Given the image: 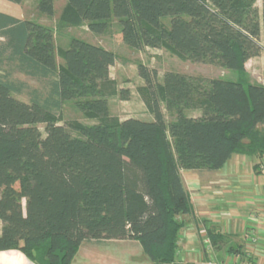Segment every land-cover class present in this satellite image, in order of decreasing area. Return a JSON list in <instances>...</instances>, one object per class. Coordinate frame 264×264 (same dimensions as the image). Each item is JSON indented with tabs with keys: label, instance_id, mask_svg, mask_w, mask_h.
<instances>
[{
	"label": "trees",
	"instance_id": "1",
	"mask_svg": "<svg viewBox=\"0 0 264 264\" xmlns=\"http://www.w3.org/2000/svg\"><path fill=\"white\" fill-rule=\"evenodd\" d=\"M256 1L66 0L61 19L70 26L103 35L114 18L131 49L162 47L238 74L234 82L166 72L159 83L139 64L152 121L110 116L109 99H130L109 78L114 53L73 38L57 67L50 28L0 14V252L71 264L84 243L135 241L151 262L175 263L178 218L193 213L180 172L214 173L234 155L264 160V87L244 80L246 62L264 52V0L260 14ZM37 8L52 16L53 0ZM14 72L43 93L14 98L28 89ZM66 102L97 122L61 125L56 113ZM207 236L213 247L222 242Z\"/></svg>",
	"mask_w": 264,
	"mask_h": 264
},
{
	"label": "rangeland",
	"instance_id": "2",
	"mask_svg": "<svg viewBox=\"0 0 264 264\" xmlns=\"http://www.w3.org/2000/svg\"><path fill=\"white\" fill-rule=\"evenodd\" d=\"M39 0H26L23 4L25 10L31 21L37 24L47 26L53 33V42L55 46V52L57 56L58 64L61 60L59 53L62 50L68 48L71 39H78L85 41L89 44L97 46L100 44L104 47L111 48L115 53L117 59L116 64L110 71L111 78L115 81L118 90H128L130 93V99L128 101H121L119 96L109 99V114L112 117L118 118L123 121L128 118L136 117L143 121L149 120L150 109L145 100V94L142 91L144 88V82L137 74V66L139 64L145 65L150 69L156 70L158 74V82H162V77L166 72H175L191 77H201L207 80L218 79L222 81H236L239 76L236 72L223 69L219 66L209 64H198L189 61H184L173 55L170 51L165 50L162 47L152 48V50L137 51L131 49L123 44L120 34V25L118 20L111 18L108 21L107 32L103 35H96L90 32L86 23H82L79 26H70L64 23L61 19L62 13L66 7V0H53L54 12L52 16H46L38 11ZM259 14L261 11V0H257L255 4ZM161 25L168 29L170 27V18L164 17L160 20ZM262 37V34H261ZM260 44L264 49V42L260 38ZM64 63V62H63ZM11 80L18 83H24L28 89L20 95L13 94V97L28 103L29 90H38L43 93V85L35 80L30 79L19 73H12ZM244 80L250 84H262L264 85V52L257 58L252 65L247 66L245 64ZM163 112L166 121L169 122L172 116L164 110ZM189 112L186 113V116ZM61 125H67L71 122H78L84 125L94 124L97 121L87 118L75 107L74 102H66L63 104L61 111L56 113ZM153 118V117H152ZM38 129L44 137V126L39 125ZM72 134H76L72 132ZM253 172L252 163L246 161V165L242 168V173L247 172L250 176V172ZM239 172V171H238ZM226 178H230L233 175L229 171L225 174H220ZM261 187L264 188V176L260 179ZM248 236V234H247ZM250 236V235H249ZM252 239V240H251ZM250 245L246 246L247 239L245 238L240 243L236 244L241 247L240 250L234 248L233 243L227 242L218 243L219 247L211 246L212 250L209 254L203 256V260H209L210 258L217 261H224V258L219 260V256L224 255L230 248L238 250L239 256L243 259V264H256L259 253H263L256 242H264V236L253 235ZM245 244V245H244ZM233 247H232V246ZM255 245V247L253 246ZM229 246V247H228ZM231 246V247H230ZM252 246V249L249 247ZM247 247V250H246ZM263 250V249H262ZM218 256V258H217ZM226 258V257H225ZM180 259V258H179ZM183 258L176 261L173 264H184ZM71 264H155L151 262L147 256L142 252L139 244L135 241H101V242H87L81 245L76 256L72 260ZM187 264V263H185Z\"/></svg>",
	"mask_w": 264,
	"mask_h": 264
},
{
	"label": "crops",
	"instance_id": "3",
	"mask_svg": "<svg viewBox=\"0 0 264 264\" xmlns=\"http://www.w3.org/2000/svg\"><path fill=\"white\" fill-rule=\"evenodd\" d=\"M24 1L21 4H13L6 0H0V14L16 20L31 21V18L27 16L23 9ZM97 46L113 53L111 48L100 44H97ZM146 50H152V48H146ZM257 58L247 61V66L248 64L252 65ZM56 65L57 67L64 65L62 61L58 64L57 56ZM113 66L109 69L111 80L113 79L110 71ZM256 85L264 87L262 84ZM188 115V117H197L199 113L189 112ZM149 116V120H151L152 115ZM132 118L137 119L136 117ZM246 161L247 164L252 163L253 172H250V176L247 175V172L242 173ZM227 171L233 174L230 175L229 179L224 175H220L225 174ZM180 175L183 186L190 197L193 213L178 218L179 221L184 223V227L179 236L177 262L182 258L185 261L184 264L203 261V256L211 252L207 250V247L211 246L207 236L208 232L220 235L222 242L233 243L234 248L238 250L241 247L236 244L245 238L247 239L245 243L248 246L253 235L264 236V188L261 187L260 183L261 176H264V160H258L256 157L234 155L217 172L181 171ZM206 242H209V245ZM256 243L258 244L256 247H260L257 251L261 250L263 253H259L257 260L254 262L264 264V242L257 241ZM253 246L255 247V245ZM238 250H234L233 254L226 251L224 255L219 256L220 259L218 256L217 258L219 260L224 258L225 260L231 255L239 254ZM0 264L31 263L19 252L9 251L0 252Z\"/></svg>",
	"mask_w": 264,
	"mask_h": 264
},
{
	"label": "built area",
	"instance_id": "4",
	"mask_svg": "<svg viewBox=\"0 0 264 264\" xmlns=\"http://www.w3.org/2000/svg\"><path fill=\"white\" fill-rule=\"evenodd\" d=\"M206 243L208 244L209 242H206ZM249 248L252 249V246ZM207 250L209 251L212 250L210 245L207 247ZM246 250H247V247H246ZM243 260L245 259L239 256V254H234V255L227 257L224 261H217L215 259L210 258L209 260H203L200 263H192V264H243Z\"/></svg>",
	"mask_w": 264,
	"mask_h": 264
}]
</instances>
